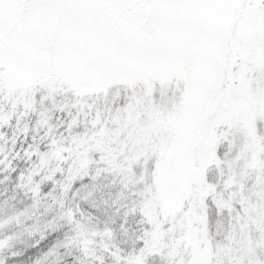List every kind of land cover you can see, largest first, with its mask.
<instances>
[{
  "label": "snow or ice",
  "instance_id": "1",
  "mask_svg": "<svg viewBox=\"0 0 264 264\" xmlns=\"http://www.w3.org/2000/svg\"><path fill=\"white\" fill-rule=\"evenodd\" d=\"M33 114L23 156L35 161L20 176L33 203L0 214V249L11 229L34 233L44 218V229L67 231L37 264H60L61 248L74 264H147L158 249L149 228L129 229L134 201L98 200L100 181L126 178L146 143L201 134L221 160L222 135L236 149L237 176L264 178V0H0V128ZM0 165L11 168L6 156ZM78 201L115 211L102 219Z\"/></svg>",
  "mask_w": 264,
  "mask_h": 264
},
{
  "label": "rangeland",
  "instance_id": "2",
  "mask_svg": "<svg viewBox=\"0 0 264 264\" xmlns=\"http://www.w3.org/2000/svg\"><path fill=\"white\" fill-rule=\"evenodd\" d=\"M224 139L215 142L223 160L201 134L146 143L137 161L140 181L148 182L146 205L161 238L169 237L166 264H264V178L250 170L237 176L236 149Z\"/></svg>",
  "mask_w": 264,
  "mask_h": 264
},
{
  "label": "trees",
  "instance_id": "3",
  "mask_svg": "<svg viewBox=\"0 0 264 264\" xmlns=\"http://www.w3.org/2000/svg\"><path fill=\"white\" fill-rule=\"evenodd\" d=\"M59 115V114H57ZM37 117L35 114L25 118V120L17 124V120L14 118L10 122V126L6 125L0 128V133L4 135V139L0 140V148L3 149V153H0V159H4L6 156L8 161L11 162V168H7L4 165H0V214H7L12 209L16 211H24L31 207L33 200L31 195H25V189L20 187V176L25 174L31 167L32 163L35 161H28L23 153L28 149L30 145L34 143L33 137L36 136ZM56 122L55 120L53 121ZM27 123L29 125L30 131L25 134L20 129L23 128V124ZM43 136V130L38 134ZM224 144V143H223ZM223 146V145H222ZM41 150H46L42 145ZM222 151V150H221ZM19 153V156L17 155ZM143 150V155H144ZM140 163H136L133 169L128 173L127 177H118L112 176L107 177L105 180L100 181L103 184L104 192L97 193V199L99 200L101 196H104L109 199L116 198L120 192H124V195L128 198V203L133 204L137 209V214L130 216L128 220V227L133 233L142 230L143 228H149V231L152 233L150 239L153 241L154 250L147 258V264H166V258L163 256L164 245L168 242V238H161L162 229L158 223L157 219L154 218V215L149 210V206L146 205L147 200L150 198L149 192L145 191L144 187L148 182L140 181ZM59 178V177H58ZM83 184H90L91 181L85 177L82 181ZM123 184L127 185L125 190L122 187ZM76 188L81 187V182H77L75 185ZM52 185H45L42 189L43 193H47L51 190ZM81 203L82 207L88 211H92L99 214L102 219H107L111 213L115 211L114 208L96 210L92 208L89 202L78 201ZM43 212L41 208L37 213V216ZM212 216V210L210 209ZM212 218V217H211ZM218 218L215 217L214 223L217 222ZM145 220L146 223L141 224L140 228H136L137 222ZM211 222V221H210ZM27 226L31 227L37 225V220L34 217L33 219L28 220ZM213 227V223H210ZM216 225V224H215ZM40 228V231L30 233L28 231H23L20 228H13L5 235L15 233V238L8 242L7 246L3 249H0V264H37L38 261L44 259V257L49 253V251L54 247L59 241L64 237L67 228H61L56 231H51L44 229V218H41L39 224L37 225ZM116 232L117 243L125 252H131L132 246L120 232V221L119 219L115 220V223L111 225ZM43 233V238H42ZM60 264H74V261L71 256L66 254V250L60 249ZM106 255V254H105ZM56 260V257H48L47 264H52ZM107 264H114V261L111 257H108Z\"/></svg>",
  "mask_w": 264,
  "mask_h": 264
}]
</instances>
